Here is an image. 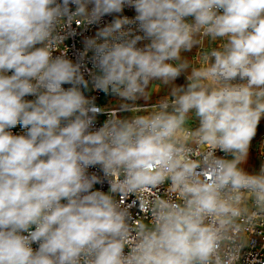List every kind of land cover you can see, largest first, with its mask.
I'll list each match as a JSON object with an SVG mask.
<instances>
[{
	"label": "clouds",
	"instance_id": "obj_1",
	"mask_svg": "<svg viewBox=\"0 0 264 264\" xmlns=\"http://www.w3.org/2000/svg\"><path fill=\"white\" fill-rule=\"evenodd\" d=\"M72 22L95 32L53 55ZM262 117L264 0H0V264H237L264 222V163L241 166Z\"/></svg>",
	"mask_w": 264,
	"mask_h": 264
},
{
	"label": "built area",
	"instance_id": "obj_2",
	"mask_svg": "<svg viewBox=\"0 0 264 264\" xmlns=\"http://www.w3.org/2000/svg\"><path fill=\"white\" fill-rule=\"evenodd\" d=\"M126 15L129 17L133 16L134 13L131 10H126ZM111 18L106 17L105 20L109 21ZM73 31H75L77 34L75 35V38H73ZM81 27L78 26L75 22L71 23L70 28L68 29L67 38L64 39L63 44L60 46V48L53 53V55H59L62 52H66L69 58L75 59L78 52L83 51L84 44H83V36H92L95 32V29H89L88 31L83 32V35H80ZM92 52L87 53V57H91ZM88 67L91 68V63H88ZM87 79V76L85 77ZM90 95H94L97 97V104L106 107L111 115L115 118H121L125 116H130L133 113L125 112L118 110L119 101L112 100L111 98H104L103 93L98 92H92ZM162 98V97H161ZM155 99L150 102H143V101H137V105L140 106L145 110V113L147 111H150L152 108V105H154L159 99ZM109 118L108 114H101L97 118V127L102 125L104 121H106ZM192 127V126H191ZM194 128V127H192ZM14 132H19L20 129H14ZM195 147V146H193ZM259 152H260V164L259 168L262 163H264V137L261 138L260 144H259ZM199 151H197V155H199ZM217 155H222L221 153L217 152ZM97 188L100 186L97 185ZM167 188V184H165L164 189ZM164 189H162L158 195L163 196L164 198H167V195L165 194ZM106 190V186H105ZM173 196L175 194H172ZM133 199H135L133 197ZM250 203V202H249ZM134 221L136 224L143 221L144 223H149L151 220V216L146 211H138L137 208L131 209ZM248 230L243 233H237L234 236V241L230 244V247L235 248L237 250L238 256H237V264H249L250 261H253L256 259L257 261H264V222L259 221L257 218H254L252 221L249 222L247 225ZM136 234L135 232L132 233V236L134 237ZM127 251V249H126ZM254 264V262H253Z\"/></svg>",
	"mask_w": 264,
	"mask_h": 264
},
{
	"label": "crops",
	"instance_id": "obj_3",
	"mask_svg": "<svg viewBox=\"0 0 264 264\" xmlns=\"http://www.w3.org/2000/svg\"><path fill=\"white\" fill-rule=\"evenodd\" d=\"M213 46H216V45L210 44L207 40L205 41V49L209 47H213ZM196 52H197V49L194 48L191 52L184 53L183 55L191 54L195 56ZM190 126H196V127L198 126V121L194 117L190 122ZM262 137H264V117L261 118L260 123L257 125L256 134L253 137V140L251 141L250 152L247 158V162L241 165L245 169V171L249 172L250 174L259 171V164L261 161L260 152H259V144H260V140Z\"/></svg>",
	"mask_w": 264,
	"mask_h": 264
},
{
	"label": "rangeland",
	"instance_id": "obj_4",
	"mask_svg": "<svg viewBox=\"0 0 264 264\" xmlns=\"http://www.w3.org/2000/svg\"><path fill=\"white\" fill-rule=\"evenodd\" d=\"M186 56L189 60L192 59V56L193 55H184ZM177 85H182L185 83L184 81V78L183 76L180 77L178 80H177ZM151 87V88H150ZM149 91H150V96H149V99L148 100H139V101H143V102H150V101H153L155 99H158V98H161L163 96H165L168 92V88L165 87V86H161L158 84V82H154L152 85L149 86ZM105 98V97H104ZM192 127H196V126H192Z\"/></svg>",
	"mask_w": 264,
	"mask_h": 264
}]
</instances>
